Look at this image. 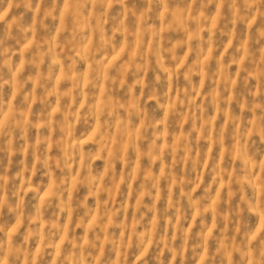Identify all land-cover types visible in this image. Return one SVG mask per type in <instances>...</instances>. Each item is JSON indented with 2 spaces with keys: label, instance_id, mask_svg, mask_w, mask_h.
Wrapping results in <instances>:
<instances>
[{
  "label": "clouds",
  "instance_id": "9594fccd",
  "mask_svg": "<svg viewBox=\"0 0 264 264\" xmlns=\"http://www.w3.org/2000/svg\"><path fill=\"white\" fill-rule=\"evenodd\" d=\"M0 264H264V0H0Z\"/></svg>",
  "mask_w": 264,
  "mask_h": 264
}]
</instances>
